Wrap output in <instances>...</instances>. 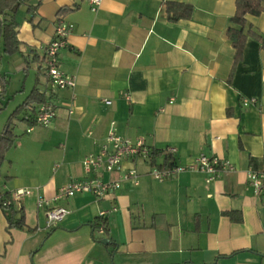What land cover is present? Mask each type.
<instances>
[{
	"label": "crops",
	"instance_id": "obj_1",
	"mask_svg": "<svg viewBox=\"0 0 264 264\" xmlns=\"http://www.w3.org/2000/svg\"><path fill=\"white\" fill-rule=\"evenodd\" d=\"M169 1L190 3L191 17L171 20L165 0H101L95 7L90 0L30 1L33 11L19 27L21 51L0 54V135L35 88L59 108L50 126L30 132L28 107L13 119L0 194H32L17 202L23 228L9 227L0 208V264H264V193L256 195L247 177L252 159L264 168V49L248 35L234 67L227 30L236 0ZM59 19L74 25L59 60L78 82L75 91L52 94L45 50ZM246 21L245 32L264 36V13ZM113 122L126 138L176 147L173 161L205 152L236 169L210 182L203 173L160 182L147 164L127 160L125 168L140 173L138 185L123 173H104L121 187L102 199L81 193L58 201L69 212L49 228L38 196L53 198L67 182L88 177L83 159L99 152ZM164 159L160 153L156 161ZM103 211L118 243L113 259L115 245L96 240L105 235L90 225Z\"/></svg>",
	"mask_w": 264,
	"mask_h": 264
},
{
	"label": "built area",
	"instance_id": "obj_2",
	"mask_svg": "<svg viewBox=\"0 0 264 264\" xmlns=\"http://www.w3.org/2000/svg\"><path fill=\"white\" fill-rule=\"evenodd\" d=\"M93 7L100 4L101 0H90ZM74 29V25L61 19L55 26V34L48 43L45 50V62L49 78V87L52 94L62 90L75 91L77 86V76L66 73L60 66L59 54L61 50L68 46V37ZM1 64V59H0ZM2 93V82L0 77V94ZM75 99V94H73ZM128 101L132 100L131 94H126ZM255 99H244V104L255 102ZM110 101H107L109 103ZM59 106L48 99L46 102L29 107L24 119L29 122L28 132L35 126H50L58 115ZM70 114L74 113L72 102L69 104ZM166 154H175L178 149L174 146L164 148ZM156 149L149 146L144 140H132L120 135L117 132L114 122L111 124L106 137L104 138L99 152L90 153L83 159V165L88 177L73 179L59 188L58 193L53 198L39 195L37 206L44 211L47 216L49 228L57 225L68 214L67 208L58 204V201L71 198L77 194L88 193L96 199L106 197L110 192L121 187V180H105L104 173H123V179L133 181L135 185L140 182V173L136 168H125V162L140 160L148 165V174L155 180L164 182L178 178L187 173H203L207 176V181H213L223 173L234 171L235 165L228 159L218 157L205 152L199 153L190 158L185 163L173 161L170 165L161 166L152 162ZM247 177L254 193L260 195L264 193V168L256 169L250 166L247 170ZM32 194L28 188H19L10 194L8 200L0 199V208L9 207L13 202L21 200ZM117 210L116 207L113 208ZM107 212H101V216H106ZM104 233V229H99Z\"/></svg>",
	"mask_w": 264,
	"mask_h": 264
},
{
	"label": "trees",
	"instance_id": "obj_3",
	"mask_svg": "<svg viewBox=\"0 0 264 264\" xmlns=\"http://www.w3.org/2000/svg\"><path fill=\"white\" fill-rule=\"evenodd\" d=\"M30 1L31 0H0V54L3 52L8 55H13L21 51L22 41L19 38V27L21 22L26 19V16L31 14L33 11L34 7L30 4ZM165 4L171 20H179L182 18L188 19L193 13V6L190 3L165 0ZM24 6H26V9H23ZM78 8L79 4H76L73 7H62L58 14L63 16ZM262 13H264V0H236V10L231 18V25L227 30V36L235 48L234 67L243 58V51L248 35L254 36L261 43V47L264 49L263 35L258 34L253 29H249L248 32H245L247 22L246 16L248 14L260 15ZM25 62L27 61H24L23 63ZM1 82L3 93L6 88V82L2 77ZM46 101V96L39 93L35 88L28 98L11 114L5 124L3 132L0 135V170L7 152L14 146L15 143L12 122L17 113L26 107H31V104L33 103L39 104ZM160 153L165 154V159L161 164L156 161V158ZM152 162L161 166L170 165L173 162V156L172 154H166L164 149H156V152L153 154ZM251 163L254 168L262 169V167H260L254 159H252ZM10 194L11 193L9 192L0 194V199L3 201L8 200ZM3 210L8 215L9 227L23 228L25 226L26 222L24 210L23 208H18L16 202H13L9 205V207H4ZM231 215L235 220L242 219L241 214L231 213ZM90 225H92L94 232L96 230L99 231L102 227L104 229L105 238L109 239V244L115 245L114 249L111 251V257L113 259L114 254L117 252L118 243H116L111 236L108 218L106 216L99 215L92 222H90ZM102 239L104 238L96 240L101 241Z\"/></svg>",
	"mask_w": 264,
	"mask_h": 264
},
{
	"label": "water",
	"instance_id": "obj_4",
	"mask_svg": "<svg viewBox=\"0 0 264 264\" xmlns=\"http://www.w3.org/2000/svg\"><path fill=\"white\" fill-rule=\"evenodd\" d=\"M101 242H102L103 244L107 245V244L109 243V239L104 238V239L101 240Z\"/></svg>",
	"mask_w": 264,
	"mask_h": 264
}]
</instances>
